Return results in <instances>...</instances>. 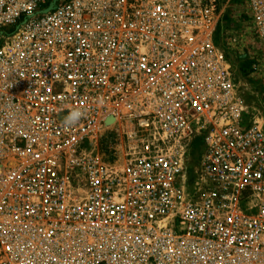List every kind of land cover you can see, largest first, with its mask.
I'll return each mask as SVG.
<instances>
[{"label":"built area","instance_id":"2783aa9c","mask_svg":"<svg viewBox=\"0 0 264 264\" xmlns=\"http://www.w3.org/2000/svg\"><path fill=\"white\" fill-rule=\"evenodd\" d=\"M241 8L264 50V0H0V264H264Z\"/></svg>","mask_w":264,"mask_h":264},{"label":"rangeland","instance_id":"374dc122","mask_svg":"<svg viewBox=\"0 0 264 264\" xmlns=\"http://www.w3.org/2000/svg\"><path fill=\"white\" fill-rule=\"evenodd\" d=\"M230 16L229 10L224 18L228 36L235 34L238 41L227 45V49L237 66V80L247 110L264 124V50L256 36L250 18L244 14V9H236ZM260 63V67L254 66ZM245 66V67H244ZM120 141L116 134L106 135L101 144V150L108 155L119 151ZM198 143L194 151L200 150Z\"/></svg>","mask_w":264,"mask_h":264},{"label":"clouds","instance_id":"9594fccd","mask_svg":"<svg viewBox=\"0 0 264 264\" xmlns=\"http://www.w3.org/2000/svg\"><path fill=\"white\" fill-rule=\"evenodd\" d=\"M81 116V112L78 110L72 111L68 117L65 118L66 124H74L78 121Z\"/></svg>","mask_w":264,"mask_h":264},{"label":"bare ground","instance_id":"6f19581e","mask_svg":"<svg viewBox=\"0 0 264 264\" xmlns=\"http://www.w3.org/2000/svg\"><path fill=\"white\" fill-rule=\"evenodd\" d=\"M110 122L112 123V122H113V120H110Z\"/></svg>","mask_w":264,"mask_h":264},{"label":"trees","instance_id":"16d2710c","mask_svg":"<svg viewBox=\"0 0 264 264\" xmlns=\"http://www.w3.org/2000/svg\"><path fill=\"white\" fill-rule=\"evenodd\" d=\"M245 67V66H244Z\"/></svg>","mask_w":264,"mask_h":264}]
</instances>
